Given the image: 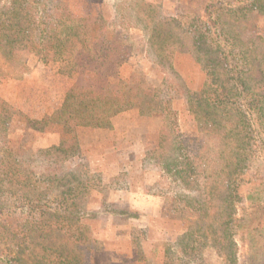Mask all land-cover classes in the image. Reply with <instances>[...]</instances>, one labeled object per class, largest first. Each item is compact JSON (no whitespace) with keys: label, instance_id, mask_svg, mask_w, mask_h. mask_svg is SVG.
<instances>
[{"label":"rangeland","instance_id":"obj_1","mask_svg":"<svg viewBox=\"0 0 264 264\" xmlns=\"http://www.w3.org/2000/svg\"><path fill=\"white\" fill-rule=\"evenodd\" d=\"M40 2L37 8H49L50 14L83 30L86 46L102 45L111 62L116 53L112 40L116 31L122 62L115 77L89 70L70 73L68 63L76 57L69 50L70 41L53 33L45 41L34 32L26 37L17 30L19 25L5 35L4 25L12 20L11 0H0V150L27 158L28 168H33L31 162L39 150L58 147L65 141L63 152L43 158L48 160L44 162L47 166L53 162L50 171L55 175L53 187L43 189V200H54L55 205L69 206L89 217L81 222L82 230L87 231L82 232L80 241L74 244L64 237L63 255L78 257L82 264H179L177 259L183 253L178 239L189 226L195 227V215L176 199L178 188L148 154L158 145L163 112L169 108L183 134L196 133L186 111L185 91L199 90L205 78L186 43L171 40L161 49L148 47L145 28L153 24L147 20L148 10L158 14L162 25L172 27L171 20L189 22L190 17L201 16L210 0ZM220 14L222 27L236 34L245 46L249 39L264 38V15L254 9ZM137 17L145 21L132 27ZM27 19L22 16L19 22ZM59 41L62 45L55 51ZM74 86L99 96L121 91L133 107L110 117L100 128L72 123L64 127L55 120L56 113ZM2 116L6 118L4 124ZM169 121L167 118L166 123ZM254 150L238 187L240 213L248 210L250 202L264 204V142H257ZM35 162L43 164L41 156ZM68 191L66 200L61 199L60 195ZM9 196L2 200L0 209V242L10 257L13 252H22L27 264L33 260L27 253L41 256L60 239L55 234L44 238L46 218L42 222L37 210L21 208L20 201ZM256 215L264 220V209ZM238 216L234 226H242ZM195 246L197 264H224L210 246L199 242ZM237 258L239 264H264V241L259 239L252 249L241 246Z\"/></svg>","mask_w":264,"mask_h":264},{"label":"trees","instance_id":"obj_2","mask_svg":"<svg viewBox=\"0 0 264 264\" xmlns=\"http://www.w3.org/2000/svg\"><path fill=\"white\" fill-rule=\"evenodd\" d=\"M234 1L227 4L223 0H210L201 16H192L187 19L189 22L171 20L174 23L172 27L162 25L158 22V14L147 11V20L153 21L149 25L145 22L148 26L144 27L148 47L161 49L171 40L186 43L205 78L199 90L185 91L186 111L196 125V133L183 134L172 120L169 108L163 112L158 145L148 154L157 162L163 176L178 188L176 199L195 215V227L189 226L178 239L183 253L177 259L179 264H197V242L214 249L223 258L224 264H239L237 251L241 246L248 245V249H252L256 241H264V220H259L256 215L258 210L264 209V204L250 202L248 210L242 209V213L238 206L241 178L248 171L249 159L257 142H264V38L257 36L249 39L248 46H245L247 44H242L236 34L222 27L220 14L254 9L264 15V0ZM40 4V0H11L12 20L4 25L5 35L17 25V30L24 36L30 37L34 32L39 37L43 36V41L45 37L49 39L51 33L59 34L70 41L69 50L76 56L68 63L70 73L89 70L105 77L118 75V64L122 60L119 61L120 54L117 52L121 46L116 44V31L112 36L113 51L116 53L114 62H111L102 45L86 46L83 30L71 21L67 23L50 14L49 8H37ZM22 16L28 18L24 23L19 22ZM143 20L135 18L132 27H137ZM61 45L60 41L57 42L55 51ZM131 107L132 102L121 91L99 96L85 94L74 86L67 93L55 120L64 127L72 123L100 128L107 119ZM153 111L154 114L159 113V110ZM167 118L169 123H166ZM1 119L4 124L6 118L2 116ZM64 143L62 140L58 147L39 150L31 162L33 168H28L27 158L25 160L20 155L15 157L17 153L0 150V209L3 207L2 200L6 196L8 200L10 195L15 201H20L21 208L37 210L42 222L46 218L47 227L42 225L43 229L46 227L44 238L55 234L60 239L57 245L45 249L41 256L33 255L32 251L27 253V257H33V260L26 261L27 264H82L78 257L63 255L61 248L65 247L64 237L74 244L80 241L82 232L87 231L82 230L81 222L89 215L80 214L69 206L55 205L54 200H43L44 190L51 189L55 183V175L50 171L53 162L47 166L44 162L48 160L43 158L63 152ZM40 156L44 165L35 162ZM68 194L69 191L63 192L61 199L66 200ZM238 214L242 226H234ZM3 246L4 243L0 242V264H26L22 252H13L10 257Z\"/></svg>","mask_w":264,"mask_h":264}]
</instances>
